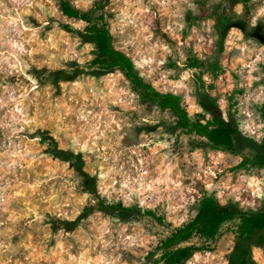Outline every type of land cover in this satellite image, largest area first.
Instances as JSON below:
<instances>
[{"label": "rangeland", "instance_id": "rangeland-1", "mask_svg": "<svg viewBox=\"0 0 264 264\" xmlns=\"http://www.w3.org/2000/svg\"><path fill=\"white\" fill-rule=\"evenodd\" d=\"M59 0H0V264H144L149 252L191 221L201 199L259 210L264 169L220 150L144 101L121 72L88 74L59 88L40 85L34 69L62 70L91 62L94 48L60 27L71 23ZM82 11L101 6L116 48L160 92L181 97L193 117L203 114L191 57L204 60V80L224 117L263 140L264 46L233 29L223 34L206 9L240 13L231 0H70ZM100 9V8H99ZM264 26V0H254ZM74 152L99 180V192L146 216L95 212L77 225L88 203L76 166L51 158L43 136ZM234 223L210 248L185 264H229ZM71 229H69V228ZM200 244V243H198ZM264 264V246L254 248Z\"/></svg>", "mask_w": 264, "mask_h": 264}, {"label": "trees", "instance_id": "trees-1", "mask_svg": "<svg viewBox=\"0 0 264 264\" xmlns=\"http://www.w3.org/2000/svg\"><path fill=\"white\" fill-rule=\"evenodd\" d=\"M231 1L242 6L240 13L227 14L222 12L220 7H209L205 3L210 14H214L212 17L221 32L226 34L237 29L246 39L255 40L264 46V26L262 22H255L254 0ZM108 2L109 0L106 3ZM58 4L65 18L76 20L83 25L82 29H78L71 23L60 22V27L78 37L80 41L91 44L94 48L93 59L86 64L70 61L62 70L48 68L31 70L29 74L36 82L59 88L62 82H76L88 74L102 76L119 71L144 101L171 114L184 133L199 136L215 148L245 159L246 154L251 152L257 165L264 169V135L262 142H257L243 134L235 121L224 117L204 80L207 67L204 60L191 56L186 63L188 70L197 74L198 97L203 110V114L193 117L179 95L158 91L140 74L132 58L116 48L110 25L106 15L101 11V6L100 9L86 12L74 6L70 0H59ZM262 69L264 71V64ZM262 120L264 124V104ZM42 143L47 146L46 152L51 158L76 166L81 190L89 197L79 218L75 222L64 221L61 223L62 226L77 225L95 212L113 217L123 216L125 219L146 216L159 224H164L153 211L126 207L122 202L104 198L99 192L98 178L86 172L84 163L78 155L59 149L57 141L47 135L43 136ZM228 223L235 224L232 232L236 236L229 264H254V248L264 246V202L259 210H244L238 204H223L212 196L203 197L196 216L162 240L148 253L144 264H185L196 253L210 248L209 244L220 238L224 226Z\"/></svg>", "mask_w": 264, "mask_h": 264}]
</instances>
